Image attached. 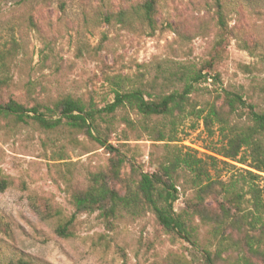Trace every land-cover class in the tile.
Instances as JSON below:
<instances>
[{
    "label": "rangeland",
    "instance_id": "374dc122",
    "mask_svg": "<svg viewBox=\"0 0 264 264\" xmlns=\"http://www.w3.org/2000/svg\"><path fill=\"white\" fill-rule=\"evenodd\" d=\"M143 1L0 0V51L9 49L0 67L6 79L0 103L11 98L31 107L70 95L101 107L112 100L114 89H181L182 81L170 73L198 68L210 57L221 11L227 34L220 57L190 97L205 105L225 88L264 106V0H157L153 29L137 18L131 26L119 22V10L131 11ZM169 120L127 107L115 112L107 143L126 156L121 174L129 182L135 178L131 165L151 171L162 152L163 142L151 141L144 127L168 128ZM6 123L0 118V176L11 179L0 191V263L27 256L39 264H166L178 255L202 264L200 253L165 231L150 211L123 213L109 227L97 211L79 213L73 235L57 236V219L50 214L59 209L69 215L70 186L84 187L88 173L103 168L110 154L67 127L45 131L32 122ZM175 128L181 144L201 152L219 140L209 138L193 116L175 120ZM58 149L64 158L54 160ZM183 199L181 193L176 211ZM199 239L207 242L205 229Z\"/></svg>",
    "mask_w": 264,
    "mask_h": 264
},
{
    "label": "trees",
    "instance_id": "16d2710c",
    "mask_svg": "<svg viewBox=\"0 0 264 264\" xmlns=\"http://www.w3.org/2000/svg\"><path fill=\"white\" fill-rule=\"evenodd\" d=\"M156 2L144 0L131 11L119 10L116 17L128 26L137 18L153 29ZM218 25L220 32L210 57L198 68L182 67L170 73L175 80L182 81L181 89L174 88L167 93H152L138 86L114 89L112 100L101 107L70 95L31 107L11 98L0 103V118L9 124L32 122L45 131L67 127L87 136L110 154L103 168L88 173L84 187L70 186L68 194L73 211L64 216L55 209L50 214L57 219L54 227L57 236L73 235L79 213L97 211L109 227L123 213L150 211L165 231L175 233L200 253L202 264H264V185L261 183L264 179V106L225 88L217 93L215 101L205 105L199 106L190 97L195 84L206 80L207 72L220 57L227 34L221 11ZM4 54L8 55L9 49L0 51V67L5 65ZM5 82L0 77V85ZM123 107L146 117H168L171 125L144 127L151 141L163 142L162 152L155 157L151 171H139L131 165V173L135 175L132 182L121 174L126 156L119 146L107 143L108 134L113 132L115 112ZM55 115L58 116L53 118ZM186 116L200 120L209 138L219 137L218 143L204 145L207 152L181 144L184 139L179 137L175 120ZM61 152L60 149L53 151L57 157L54 160L64 158ZM10 185L11 179L1 175L0 191ZM181 193L183 203L176 211L174 203ZM201 228L208 233L204 245L199 239ZM0 264L39 263L31 257L19 256ZM166 264L194 262L174 255Z\"/></svg>",
    "mask_w": 264,
    "mask_h": 264
}]
</instances>
